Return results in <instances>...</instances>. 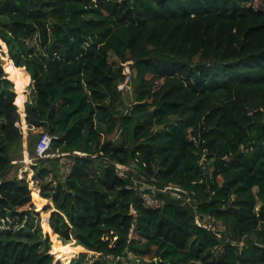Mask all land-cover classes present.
Wrapping results in <instances>:
<instances>
[{
	"label": "trees",
	"instance_id": "trees-1",
	"mask_svg": "<svg viewBox=\"0 0 264 264\" xmlns=\"http://www.w3.org/2000/svg\"><path fill=\"white\" fill-rule=\"evenodd\" d=\"M0 40V264H264L263 0H0Z\"/></svg>",
	"mask_w": 264,
	"mask_h": 264
},
{
	"label": "built area",
	"instance_id": "built-area-1",
	"mask_svg": "<svg viewBox=\"0 0 264 264\" xmlns=\"http://www.w3.org/2000/svg\"><path fill=\"white\" fill-rule=\"evenodd\" d=\"M132 61H127L125 63H122L123 66V75L124 79L119 82L118 84V89L121 91L125 90H130L131 88V83L133 79V69H132ZM54 139H57V136H53L49 133H43L37 143L36 147V157L37 158H44V157H57L56 154H51L50 149L52 147V143ZM58 156L65 155V154H57ZM118 175L121 177L126 176V171L130 170L129 167L121 164H116ZM71 170V168H70ZM70 172V171H69ZM152 188L153 192L149 193L145 191L144 189L146 188ZM131 188V187H129ZM155 186H150L148 184H144V187H142L141 190V197L144 201V204L146 207L149 208H158L160 207V201L159 199L155 196ZM164 192H169L176 196L178 199H183L186 198L189 202L192 201L191 196L189 195V192L185 190L182 187L179 186H166L163 189ZM220 220H217L215 218H209L207 221H202L199 216H197V224L201 227H204L210 231H221L222 229L219 228ZM222 223V222H221ZM223 225V224H222Z\"/></svg>",
	"mask_w": 264,
	"mask_h": 264
},
{
	"label": "rangeland",
	"instance_id": "rangeland-1",
	"mask_svg": "<svg viewBox=\"0 0 264 264\" xmlns=\"http://www.w3.org/2000/svg\"><path fill=\"white\" fill-rule=\"evenodd\" d=\"M264 1V0H263ZM259 4V1H256V6ZM0 43H1V50H0V59L2 60V62H3V66L5 65V58H7V59H10V57H9V55H8V49H7V46L5 45H3V43L4 42H2L1 40H0ZM12 65H13V63H12ZM28 74H27V72L25 71V69L23 68L20 72L18 71L17 73H16V75H15V77L12 79L15 83L16 82H24V83H26V76H27ZM131 88H130V90L129 91H131V97H134V91L132 90L133 88H134V85L131 83ZM16 89V88H15ZM25 96H26V100H25V103H26V101L29 99V100H31V89L29 88V85L25 88ZM24 103V104H25ZM24 111H25V107H23V108H20V112H21V114H23L24 113ZM119 135H120V132L118 131V130H116V131H114L111 135H110V138H118L119 137ZM104 137H107V135H105ZM24 146H25V152H24V155H25V159H24V162H23V166L21 167V172H25V174H27V176H28V178L30 179L31 177H33V170H31V163H34L35 161V158H31L30 156H29V152H28V148H27V139L25 138L24 139ZM56 156H58L57 154H56ZM61 156H63V155H61ZM55 159H56V157H55ZM32 161V162H31ZM61 162L65 165L64 166V168L62 169V175H67L68 173H69V171H70V168H71V164H70V160H69V158L68 157H62L61 158ZM16 163V162H15ZM50 179H53L52 178V175L51 176H49L48 177V180H50ZM32 187H33V189H37L38 190V192H39V189H40V187L39 186H37V185H32ZM143 187H144V185H143ZM46 205H47V202L46 203H43V204H41V205H38L37 203H35V207H36V209H37V211L40 213V215H41V218H42V221H43V226H45V225H47V222H48V217H49V215H50V212L46 209ZM28 222L27 221H23L22 223H19V225L17 224V225H15V227L14 228H16V227H22V226H24V225H26ZM4 225V224H3ZM219 228L220 229H222L223 228V225H222V223L220 222V224H219ZM19 229V228H18ZM44 230H45V232H47L48 230L44 227ZM54 236H55V238H57L56 237V235L53 233V232H51V237H52V240H53V238H54ZM53 242L55 243V245H57V246H60V247H66L65 245H63L62 243H61V241H59V240H57V241H54L53 240ZM68 246H71L73 249H75V247H74V242L73 243H70V244H68ZM56 249H58L57 247H56ZM77 252H81V250H79V251H77ZM61 253V255L63 254L62 252H60ZM65 261V263H66V260H64Z\"/></svg>",
	"mask_w": 264,
	"mask_h": 264
},
{
	"label": "water",
	"instance_id": "water-1",
	"mask_svg": "<svg viewBox=\"0 0 264 264\" xmlns=\"http://www.w3.org/2000/svg\"><path fill=\"white\" fill-rule=\"evenodd\" d=\"M207 180H208V183L211 185L212 184V177H211L210 173H207Z\"/></svg>",
	"mask_w": 264,
	"mask_h": 264
}]
</instances>
